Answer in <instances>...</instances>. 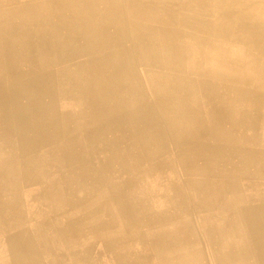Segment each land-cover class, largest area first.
Instances as JSON below:
<instances>
[{"label":"rangeland","instance_id":"1","mask_svg":"<svg viewBox=\"0 0 264 264\" xmlns=\"http://www.w3.org/2000/svg\"><path fill=\"white\" fill-rule=\"evenodd\" d=\"M251 109L264 0H0V264H264L213 157Z\"/></svg>","mask_w":264,"mask_h":264},{"label":"crops","instance_id":"2","mask_svg":"<svg viewBox=\"0 0 264 264\" xmlns=\"http://www.w3.org/2000/svg\"><path fill=\"white\" fill-rule=\"evenodd\" d=\"M236 117V123H235V134L237 135V138H235L232 142L233 146L230 149V146L226 140L220 141L219 140V153H216L213 157H219V190H222L223 193H221V198L219 196V203L222 202L223 204H232L234 206H239L241 203V200L247 201L249 203H253L254 205H258L259 203L264 202V197L259 194H245L244 192L239 194V190H245L246 188L250 187V183L244 180H241L239 174H240V167L244 166L245 161H248V164L250 163V160L254 159H264V127L261 130L255 129L253 126V121L256 118L255 112L251 109L248 111L247 114L245 113H235L233 115ZM215 145L211 146V148L215 149ZM210 148V149H211ZM223 150L225 152H222L220 150ZM230 150H235V153H229ZM193 156V155H192ZM200 156V155H199ZM208 157V155H205ZM201 157V156H200ZM228 158H234L236 159V167L233 169H224L220 168L222 160L228 159ZM242 159V160H241ZM246 159V160H244ZM264 164V161H263ZM243 172V171H242ZM248 173H251L248 171ZM264 183V181H263ZM228 191H231L230 193ZM228 217L226 215L223 217V220ZM233 219L238 220V218ZM236 220H231V222H234ZM228 221V220H226ZM252 222H257L253 226L255 227V232L258 231V233L251 230V233H249L250 236H253L255 239L263 238L264 239V217H257ZM252 226V225H251ZM233 230V226H232ZM250 231V230H249ZM252 232L254 234H252ZM252 234V235H251ZM230 236H237L235 234H229ZM255 241V245L258 244ZM255 249L257 250V253H264V246L261 247L259 245L255 246Z\"/></svg>","mask_w":264,"mask_h":264},{"label":"bare ground","instance_id":"3","mask_svg":"<svg viewBox=\"0 0 264 264\" xmlns=\"http://www.w3.org/2000/svg\"><path fill=\"white\" fill-rule=\"evenodd\" d=\"M122 10V9H121ZM122 13V12H121ZM124 13V12H123ZM123 19V18H122ZM29 51H32V49H28ZM39 53H40V55H38L39 56V58H36V57H30V62L31 61H33L34 59L36 60H40V59H47L46 58V56L43 54V51H42V46H41V50H40V48H39ZM47 55V54H46ZM25 56H26V58L29 56V53L26 51V54H25ZM64 59V56L62 55L61 56V59ZM40 62V61H39ZM54 76H47V75H42V76H39V79H38V84H39V82L41 81V80H44V79H46V80H48L49 82H50V84L51 83H53L54 81H53V78ZM36 77H34L33 78V80L35 79ZM30 79H32V78H30ZM32 80V81H33ZM38 84H36V86L38 85ZM32 86H34V85H32ZM24 87V86H23ZM37 87H39V86H37ZM36 88V87H35ZM26 88L24 87V90H25ZM38 89V88H37ZM44 103V102H43ZM139 110H142L143 111V109H139ZM138 111V110H137ZM140 115H142V114H140ZM139 115V116H140ZM142 117V116H141ZM139 120V119H138ZM57 248V247H56ZM116 261V260H115Z\"/></svg>","mask_w":264,"mask_h":264}]
</instances>
